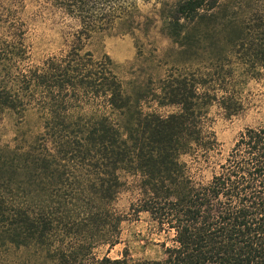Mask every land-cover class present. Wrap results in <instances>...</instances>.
<instances>
[{
    "label": "trees",
    "instance_id": "16d2710c",
    "mask_svg": "<svg viewBox=\"0 0 264 264\" xmlns=\"http://www.w3.org/2000/svg\"><path fill=\"white\" fill-rule=\"evenodd\" d=\"M141 1L52 0L77 28L39 61L22 28L0 36V119L15 120L13 143L0 144V264H128L93 252L118 243L122 173L139 189L131 210L174 234L161 259L136 264H264V124L241 131L206 182L183 160L216 150L207 110L238 111L236 70L264 69V0H154L181 59L131 92L86 45L97 32L145 31ZM198 54L209 66L192 68ZM147 97L176 110H144Z\"/></svg>",
    "mask_w": 264,
    "mask_h": 264
},
{
    "label": "rangeland",
    "instance_id": "374dc122",
    "mask_svg": "<svg viewBox=\"0 0 264 264\" xmlns=\"http://www.w3.org/2000/svg\"><path fill=\"white\" fill-rule=\"evenodd\" d=\"M52 0H0V36L22 28L25 42L29 46L34 61L56 54L66 47L71 39L70 33L77 28V22L61 10H57ZM143 15L151 18L146 30L134 34L115 31L97 32L87 41L86 49L95 56L107 54L115 64V70L123 81L126 90L134 92L135 87L150 86V82L165 75L169 66L179 61L178 48L160 29V22L154 0L139 2ZM206 54H198L192 59V68L209 66ZM235 87L236 96L241 104L235 114L227 112L214 102L207 110V126L215 134L217 147L207 162H195L186 156L189 174L196 181L206 182L218 169V164L226 157L238 134L248 127L264 124V69L255 77L240 73ZM144 110H155L168 114L176 110L173 106H158L145 98ZM15 120L5 115L0 119V144H12L15 135ZM26 126H35L36 119L28 116ZM122 187L115 202L116 210L123 216L120 223L118 243L113 246L100 245L94 249L97 258L104 256L115 260L126 258L128 264L143 260L161 259L165 246L173 245L172 231L160 228L147 212H134L139 198L136 178L121 174ZM11 256V255H10Z\"/></svg>",
    "mask_w": 264,
    "mask_h": 264
}]
</instances>
